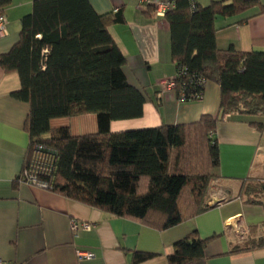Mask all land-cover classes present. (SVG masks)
<instances>
[{
  "label": "trees",
  "instance_id": "trees-1",
  "mask_svg": "<svg viewBox=\"0 0 264 264\" xmlns=\"http://www.w3.org/2000/svg\"><path fill=\"white\" fill-rule=\"evenodd\" d=\"M174 1L165 18L172 60L181 74L175 90L181 100H199L206 83L217 82L221 100L216 116L205 114L190 124L111 131L112 121L143 116L146 97L127 81L125 55L108 29L122 21L123 14H99L89 0H34L32 11L21 19L19 40L0 55V66L20 77L13 97L30 105L23 168L35 146L43 144L53 150L49 171L39 174L49 190L159 229L208 209L206 193L221 163L214 134L224 116L264 115V51L219 49L215 28L218 15L238 14L257 0H218L207 6ZM10 3L0 0V14ZM86 113L97 115V132L74 135L62 126L47 137L53 119ZM251 125L264 129L263 122ZM256 187L264 197V181ZM208 241L197 230L177 240L167 256L169 264L202 260ZM262 247L264 235L242 240L231 253ZM153 256L135 251L132 262Z\"/></svg>",
  "mask_w": 264,
  "mask_h": 264
},
{
  "label": "crops",
  "instance_id": "crops-1",
  "mask_svg": "<svg viewBox=\"0 0 264 264\" xmlns=\"http://www.w3.org/2000/svg\"><path fill=\"white\" fill-rule=\"evenodd\" d=\"M207 6L218 0H194ZM34 0H11L5 7L9 20L0 37V55L17 43L21 19L33 9ZM99 13L120 11L123 20L108 29L126 58L127 81L145 93L143 116L111 122V131L197 122L205 114L218 115L221 88L206 83L201 100H180L175 90L160 82L176 75L171 56V32L155 7L139 8V0H89ZM219 49L264 51V0L235 15L215 19ZM21 86L19 74L0 66V261L3 264H133L135 251L154 256L138 264H169L173 244L193 231L209 238L205 257L189 264H264V247L233 252L244 229L248 239L264 235V197L256 185L264 181V115L226 114L214 134L221 163L217 180L226 201L175 226L159 229L135 219L117 217L60 193L21 182L29 134L24 128L30 105L13 97ZM52 131L68 126L74 135L98 131L95 113L55 118ZM51 134H48L50 136ZM248 182V188L245 183ZM94 224L91 231L75 233L71 220ZM246 238V239H247ZM79 251L92 258L80 257Z\"/></svg>",
  "mask_w": 264,
  "mask_h": 264
},
{
  "label": "built area",
  "instance_id": "built-area-1",
  "mask_svg": "<svg viewBox=\"0 0 264 264\" xmlns=\"http://www.w3.org/2000/svg\"><path fill=\"white\" fill-rule=\"evenodd\" d=\"M192 2L194 6L196 2L194 0ZM148 5H153L155 7L156 17H165L166 11L174 7L175 1L174 0H139V4H138L139 8H143ZM8 26H9V20L7 15L5 13L0 14V37L8 35L9 33ZM180 75L181 74H178L176 72V75L174 77L163 79L160 82L161 87L166 90H175L176 78L177 76ZM200 83L204 84L205 80L201 79ZM185 95L186 94L182 91L181 96L185 97ZM198 97L199 100L203 98V96L201 95ZM179 99L181 100L180 97ZM52 153L53 150L47 149V147L43 144H39L35 146L30 162L21 171L20 181L31 185H36L45 189L50 188L48 181L42 179L39 176V174L49 171V167L51 163L48 157H50ZM210 190H209L210 197L206 201V205L208 208L214 204H220L228 199L222 195V188L218 192H215L214 194L213 193L211 194ZM93 228H94V224L91 222L80 221L77 219L71 220V229L75 233H78L79 231H91ZM248 232L249 230L244 229L243 233L240 235L242 236L241 239H246ZM79 256L86 257L89 259L93 257L91 253H87L83 251H79ZM0 264H3V262L0 261Z\"/></svg>",
  "mask_w": 264,
  "mask_h": 264
},
{
  "label": "rangeland",
  "instance_id": "rangeland-1",
  "mask_svg": "<svg viewBox=\"0 0 264 264\" xmlns=\"http://www.w3.org/2000/svg\"><path fill=\"white\" fill-rule=\"evenodd\" d=\"M56 133V130H54L53 132H51V135L52 134H55ZM245 186H246V188H248L249 186H248V182L247 183H245ZM248 186V187H247ZM222 188V186H221V184H220V182L217 180V177L216 178H214L213 180H212V182L210 183V185H209V187H208V190H207V193H206V198H205V200L207 201L208 199H209V197H210V194H209V190H210V193L212 194H214L215 192H218L220 189Z\"/></svg>",
  "mask_w": 264,
  "mask_h": 264
},
{
  "label": "water",
  "instance_id": "water-1",
  "mask_svg": "<svg viewBox=\"0 0 264 264\" xmlns=\"http://www.w3.org/2000/svg\"><path fill=\"white\" fill-rule=\"evenodd\" d=\"M215 205V204H214ZM214 205H212V206H214Z\"/></svg>",
  "mask_w": 264,
  "mask_h": 264
}]
</instances>
